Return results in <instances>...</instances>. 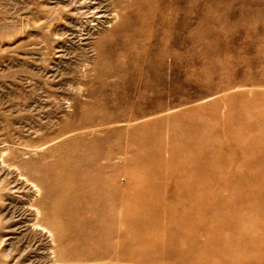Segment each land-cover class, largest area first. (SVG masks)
Segmentation results:
<instances>
[{
  "label": "rangeland",
  "instance_id": "374dc122",
  "mask_svg": "<svg viewBox=\"0 0 264 264\" xmlns=\"http://www.w3.org/2000/svg\"><path fill=\"white\" fill-rule=\"evenodd\" d=\"M0 264H264V0H0Z\"/></svg>",
  "mask_w": 264,
  "mask_h": 264
},
{
  "label": "bare ground",
  "instance_id": "6f19581e",
  "mask_svg": "<svg viewBox=\"0 0 264 264\" xmlns=\"http://www.w3.org/2000/svg\"><path fill=\"white\" fill-rule=\"evenodd\" d=\"M60 193H61V192H60ZM122 205H123V204H122ZM33 210H34V208H33ZM33 210H32V211H33ZM120 210H121V211L123 210V206L120 207ZM37 211H39V210H37ZM34 212H36V211H34ZM32 213H33V212H32ZM35 214H36V213H35ZM37 214H38V212H37ZM41 215H42V214H41ZM120 215H121V213H119V216H120ZM123 215H125V214H123ZM39 216H40V215H39ZM32 217H33V216H32ZM35 217H36V215H35ZM37 219H38V218H37ZM29 220H30V219H29ZM33 220H34V219H33ZM33 220H32V221H33ZM32 223H33V222H32ZM33 224H34V223H33ZM39 224H40V223H39ZM42 225H43V224H42ZM40 227H41V226H40ZM40 227H39V228H40ZM26 254H27V253H26ZM102 263H103V262H102Z\"/></svg>",
  "mask_w": 264,
  "mask_h": 264
}]
</instances>
